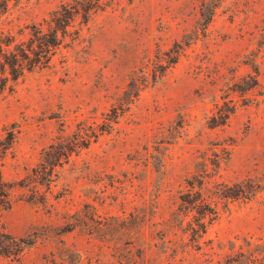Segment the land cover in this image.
I'll list each match as a JSON object with an SVG mask.
<instances>
[{
  "label": "rangeland",
  "instance_id": "1",
  "mask_svg": "<svg viewBox=\"0 0 264 264\" xmlns=\"http://www.w3.org/2000/svg\"><path fill=\"white\" fill-rule=\"evenodd\" d=\"M62 7L0 89V264H264V0H0V38Z\"/></svg>",
  "mask_w": 264,
  "mask_h": 264
},
{
  "label": "trees",
  "instance_id": "2",
  "mask_svg": "<svg viewBox=\"0 0 264 264\" xmlns=\"http://www.w3.org/2000/svg\"><path fill=\"white\" fill-rule=\"evenodd\" d=\"M72 19L71 10L62 7L51 12L47 31L44 32L42 24L39 23L32 25L27 41H16L12 35L0 38V89L4 88L9 78L16 80L24 71L46 66L54 48L60 46L67 36V28L71 26ZM52 23H54L53 26ZM228 115L229 113L226 112L223 117ZM67 149H62L60 155L65 156ZM57 159L60 160V156ZM49 161L47 166L57 164L56 160ZM51 171L49 172L51 173ZM45 172L48 173L44 167ZM216 186L220 187L218 195L226 199L238 198L243 194L242 189L238 186L237 193L231 191L232 188L227 185L217 184ZM178 199L181 215L191 217L187 222L191 240H199L206 232L205 218H215L216 207L212 208L211 204L207 203L198 192H194V185H189V190L181 194Z\"/></svg>",
  "mask_w": 264,
  "mask_h": 264
}]
</instances>
